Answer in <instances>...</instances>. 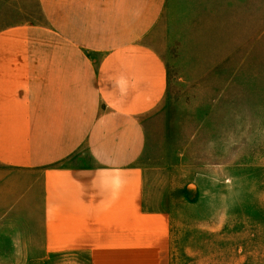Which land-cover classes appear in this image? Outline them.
Instances as JSON below:
<instances>
[{
	"label": "crops",
	"instance_id": "obj_1",
	"mask_svg": "<svg viewBox=\"0 0 264 264\" xmlns=\"http://www.w3.org/2000/svg\"><path fill=\"white\" fill-rule=\"evenodd\" d=\"M167 3L0 0V264L167 254L137 165L169 85L150 42Z\"/></svg>",
	"mask_w": 264,
	"mask_h": 264
},
{
	"label": "rangeland",
	"instance_id": "obj_2",
	"mask_svg": "<svg viewBox=\"0 0 264 264\" xmlns=\"http://www.w3.org/2000/svg\"><path fill=\"white\" fill-rule=\"evenodd\" d=\"M150 42L169 85L137 165L168 248L135 264H264V0H168ZM45 256L24 261L91 264Z\"/></svg>",
	"mask_w": 264,
	"mask_h": 264
}]
</instances>
